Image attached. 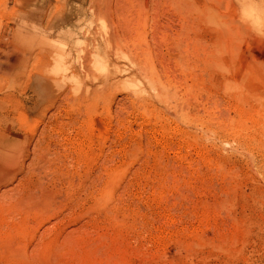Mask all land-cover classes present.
<instances>
[{
    "label": "rangeland",
    "instance_id": "rangeland-1",
    "mask_svg": "<svg viewBox=\"0 0 264 264\" xmlns=\"http://www.w3.org/2000/svg\"><path fill=\"white\" fill-rule=\"evenodd\" d=\"M0 264H264V0H0Z\"/></svg>",
    "mask_w": 264,
    "mask_h": 264
},
{
    "label": "bare ground",
    "instance_id": "bare-ground-1",
    "mask_svg": "<svg viewBox=\"0 0 264 264\" xmlns=\"http://www.w3.org/2000/svg\"><path fill=\"white\" fill-rule=\"evenodd\" d=\"M249 1V3H250V1H254V0H243V2H244V4H246V2H248ZM255 12H256V10H255ZM258 17V16H257ZM262 23V22H261Z\"/></svg>",
    "mask_w": 264,
    "mask_h": 264
}]
</instances>
